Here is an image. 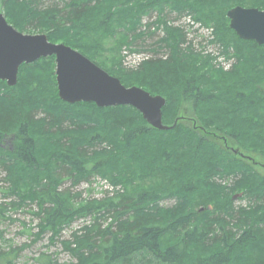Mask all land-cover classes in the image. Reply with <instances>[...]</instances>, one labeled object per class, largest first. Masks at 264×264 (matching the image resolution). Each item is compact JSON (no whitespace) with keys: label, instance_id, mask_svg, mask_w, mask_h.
<instances>
[{"label":"trees","instance_id":"1","mask_svg":"<svg viewBox=\"0 0 264 264\" xmlns=\"http://www.w3.org/2000/svg\"><path fill=\"white\" fill-rule=\"evenodd\" d=\"M132 1L0 0V12L17 31H47L49 42L92 61L91 51L100 48V37L112 34L117 17L126 24L132 20L130 30L123 29L132 34L124 46L132 47L150 33L148 28L135 34L141 16L150 10L161 13L166 4L178 13L200 15L223 0ZM252 4L261 8L264 0ZM225 13L202 16L204 25L213 21L215 41L225 50L244 44L263 55L250 53L248 60L237 50L241 63L234 71L214 70L210 58L185 44L184 35L156 14L165 45L136 48L153 51L135 72L114 76L126 87L137 83L163 97L162 123L172 126L177 120L170 131L150 128L131 107L59 100L52 57L22 65L12 88L0 82V171L6 194L16 200L8 206L36 208L38 238L49 233L55 241L76 220L90 218L61 243L75 264H264V174H258L264 169L258 162L264 161V131L253 134L260 127L255 111L264 104V47L238 40ZM257 65L263 69L260 75L243 76ZM188 106L196 115L189 128L179 124ZM233 174L235 180L228 181ZM95 175L123 188L133 187L135 180L156 178L160 184L77 201L73 188ZM214 179L227 180L229 187L215 185ZM241 193L248 205L235 207L232 199ZM161 200L173 203L161 208ZM13 257L11 251L0 253V264ZM39 259L56 264L48 256Z\"/></svg>","mask_w":264,"mask_h":264},{"label":"rangeland","instance_id":"2","mask_svg":"<svg viewBox=\"0 0 264 264\" xmlns=\"http://www.w3.org/2000/svg\"><path fill=\"white\" fill-rule=\"evenodd\" d=\"M134 1V0H133ZM132 1V3H134ZM168 1V0H167ZM222 1V0H221ZM223 0L222 2H224ZM52 2V1H50ZM58 2V1H57ZM222 2H219L220 5ZM132 3L128 5L132 7ZM164 4L162 6V12L159 13V8H154L150 10L147 14L141 16L140 20L143 18V24L146 22L151 23L154 21L155 15L159 14L161 18L163 17L164 25L168 26L169 28H174L180 34L184 35L186 40L185 44L190 43L194 46V50L198 53L203 54L205 57L210 58V65L213 67L214 70H222L223 72H230L235 67L239 66L241 61L238 57L237 50L242 52V56L245 59H250V53L257 52L259 55H263V52L260 50H251L248 45L242 44L239 49L235 48L234 46H227V50L223 48V45L217 41H215L214 35V26H212L213 21H210L209 24L204 25L202 24L203 20L206 17V13L210 11H221L225 13L226 10L232 8L234 6H242V7H257L258 4H252V0H231L227 3L226 6L220 7V5H214L212 8L208 9L206 13H202L198 15V13L191 14L188 10L183 12H176L175 10H171L169 5L168 7ZM256 5V6H253ZM220 7V8H219ZM219 8V9H218ZM132 9V8H129ZM2 13V12H0ZM197 15V16H196ZM204 18H203V17ZM199 18L196 20V18ZM118 21L113 26V31L111 35H104L103 38H99L100 48L98 50L91 51L95 58H92V61L97 63L103 70L108 72L109 74L123 78V72H135L132 66L137 67L145 62L148 59L151 50H145V54L148 55L147 57L143 56H132V52H141L136 48H143V47H157L159 45H165L163 39L165 38L164 31L158 30L151 31V33L145 34L146 36L134 43L132 46L133 48H129L124 46V38L128 36L131 38L132 34H127L123 31V29H129V26L132 23V20L129 24L124 23V19L122 16L117 17ZM228 24V23H227ZM153 24H151L152 26ZM150 26V27H151ZM130 30V29H129ZM22 32V31H20ZM140 32V23L138 24L135 34ZM24 34H45L47 35V31H34L31 33L22 32ZM130 35V37H129ZM232 37L231 35H229ZM86 42L92 44L93 41L90 38L85 39ZM232 42H234L232 40ZM80 43V42H79ZM62 44V43H61ZM188 45V44H187ZM236 49V50H235ZM124 51H129L124 52ZM249 53V55L247 54ZM239 59H238V58ZM257 57V56H255ZM263 57V56H262ZM150 58V57H149ZM127 64L130 65V69L127 67ZM254 64H257L256 62ZM55 68V63H54ZM254 68V67H253ZM234 71V70H233ZM263 69L260 65H257L254 71H247L243 76H253V74L260 75ZM54 73V70H53ZM242 71L239 73L241 74ZM24 79V77L22 78ZM124 83V82H123ZM125 84V83H124ZM140 88H145L139 86ZM129 85V84H127ZM130 86V85H129ZM260 88H264V83L260 85ZM186 107L185 105H183ZM259 109L255 111L256 118L259 119V129L254 130L253 134L258 136L262 130L264 131V124L262 122L264 117V104L258 106ZM261 107V108H260ZM188 110L187 117L184 118V114H180L182 118H179L182 126L191 127V122L189 121L191 117H196L193 114L191 107H187ZM253 113V112H251ZM244 117V116H243ZM241 117V119L243 118ZM195 121L196 118H195ZM7 147V144L5 143ZM105 147V146H104ZM102 148V147H101ZM242 152V151H241ZM244 153L248 154L251 157H255V155L251 152L243 151ZM242 152V153H243ZM256 158V157H255ZM263 159H258L259 163H264ZM258 174L263 175L264 171L258 169ZM97 177V179H101V181H97L95 185H88L90 182H83L80 185L75 186L73 189L76 190L78 195V200H101L105 197H112V195L123 193V191H131L138 188H156L159 186L160 181L156 178L154 179H145L142 182L135 180L132 182V186H124L120 185V183L115 181H110L107 177H102L99 175L92 176ZM233 174L231 178H228V181L235 180ZM4 178V173L0 171V207L4 206L5 210L0 214V253H7L11 251V257L14 255L12 260H10L9 264H41L40 257L42 255L48 256L53 262L56 264H75V261L69 256V254L63 249L61 243L64 241H70L72 234L79 233L80 229L91 223L90 218H82L78 219L73 222L69 228L65 229L63 232L60 233L58 238L55 241H50V234L46 233L41 235L38 238V219L34 215L36 213V208L31 205L29 207H20V208H11L9 204H15L16 200L13 198L8 197L6 194V190L8 189V185L2 181ZM90 178V179H91ZM89 179V180H90ZM102 180H107V184L102 182ZM216 179H214L215 181ZM227 180L217 179L215 181V185L220 184V186H227L229 187L230 183ZM70 184H67L65 187H69ZM144 186V187H140ZM219 186V185H218ZM134 188V189H133ZM125 189V190H124ZM228 191V190H227ZM106 193H109L106 195ZM167 200V199H166ZM233 200V199H232ZM173 201L167 202L165 200H161L159 202L160 206L163 208H170ZM16 205V204H15ZM234 205L235 207H245L248 205L247 200L244 198L243 194L241 193L240 196L234 198ZM3 207V208H4ZM1 211V210H0Z\"/></svg>","mask_w":264,"mask_h":264},{"label":"water","instance_id":"3","mask_svg":"<svg viewBox=\"0 0 264 264\" xmlns=\"http://www.w3.org/2000/svg\"><path fill=\"white\" fill-rule=\"evenodd\" d=\"M228 27L245 41L264 46V12L234 7L226 13ZM55 57L58 98L68 104L94 103L98 108L131 106L143 120L158 131L172 127L161 122L165 100L137 87H124L83 55L63 44H51L45 35H26L8 25L0 14V80L8 87L17 81L20 65L40 58Z\"/></svg>","mask_w":264,"mask_h":264},{"label":"flooded vegetation","instance_id":"4","mask_svg":"<svg viewBox=\"0 0 264 264\" xmlns=\"http://www.w3.org/2000/svg\"><path fill=\"white\" fill-rule=\"evenodd\" d=\"M241 7H242V6H241ZM243 8H246V9H248V8H256V9H258V10H262V11H264V5H262L261 8H257V7H243Z\"/></svg>","mask_w":264,"mask_h":264},{"label":"built area","instance_id":"5","mask_svg":"<svg viewBox=\"0 0 264 264\" xmlns=\"http://www.w3.org/2000/svg\"><path fill=\"white\" fill-rule=\"evenodd\" d=\"M137 56H143V57H147L148 55H145V54H139V55H137Z\"/></svg>","mask_w":264,"mask_h":264}]
</instances>
